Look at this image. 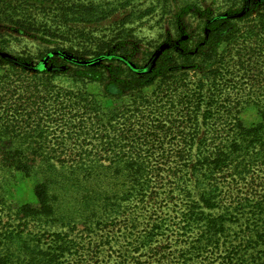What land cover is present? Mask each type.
<instances>
[{
  "label": "trees",
  "instance_id": "1",
  "mask_svg": "<svg viewBox=\"0 0 264 264\" xmlns=\"http://www.w3.org/2000/svg\"><path fill=\"white\" fill-rule=\"evenodd\" d=\"M254 10L249 6L241 17H209L195 48L190 49L187 41L180 39L179 46L172 43L173 48L156 58L154 66L151 62L141 71L129 66L132 56L124 54V49L123 53L108 51L81 64L78 56L77 61L70 59L66 47L57 48L46 58L53 71L29 67V57L0 54V65L30 69L35 75L45 73L48 77L44 80L47 85L42 80L17 84V80H9L11 71L0 74L1 179L6 174L15 177L14 173L40 179L35 186L36 205L11 207L0 193V264H100V257L106 253L108 263L116 255L115 243L102 224L111 219L121 222L118 218L122 215L124 225L119 230L127 234L122 264H134L138 252L157 248L156 236L162 228L172 231L180 242L192 237L189 246L194 252L210 250L217 254L218 258L213 255L210 260L213 264H264V93H241L255 86L260 90L258 82V86H250L248 81L254 68L252 51H264V14L252 21L245 35L239 34L234 22ZM199 59L209 67L219 63L207 78H213L211 89L167 93L166 100L161 97L156 101L168 122L179 123V142L171 148L172 160L157 163L139 156L141 149L123 144L121 139L114 143L117 151L112 149V142L101 151L91 143L68 148L65 142H52L51 137L57 134L66 140L72 135L91 138L93 132H108L105 122L110 119L102 118L101 104L90 100L89 95L82 99L78 93L52 83L54 75L69 71V64L76 68V79L100 82L104 74L98 62L117 63L118 67H111L115 79L107 90L109 96L119 97L131 85L142 89L181 70L182 65L197 69ZM121 66L132 73L129 81L121 78ZM251 103L258 108L260 121L248 127L241 121L240 112ZM171 109L177 112L173 115ZM96 123L101 125L95 127ZM100 152L122 153L123 158L99 159L96 154ZM164 167L170 172L168 176L152 174L153 168ZM163 203L172 217L160 216ZM243 207L248 209L246 217L244 210L238 211ZM148 208L152 214L140 231L137 212ZM230 215L244 222L236 243L226 247Z\"/></svg>",
  "mask_w": 264,
  "mask_h": 264
},
{
  "label": "rangeland",
  "instance_id": "2",
  "mask_svg": "<svg viewBox=\"0 0 264 264\" xmlns=\"http://www.w3.org/2000/svg\"><path fill=\"white\" fill-rule=\"evenodd\" d=\"M257 3L259 6L256 5ZM249 6L255 8L252 14L234 21L240 30L239 34L243 33V35L247 33L248 27H251L252 21L259 20L260 13L264 14V0H0V50L3 51L0 54H5L7 57H29L31 59L29 67L40 69L48 67V70L53 71L51 63H48L46 58L50 51L57 48L66 47L68 51L70 50L72 59L78 60V56L83 61L96 59L108 51L123 53L124 49V54L132 56L129 66L141 71L140 68L148 66L151 62L154 66L156 58H159L165 50L179 46L180 39L187 41L190 49L195 48V44L202 40L205 34V23L209 17H241ZM252 54L251 65L252 68L254 65V68L248 83L250 86L253 84L258 86V82L260 90L257 91L255 86L241 93H264V51L256 50L255 53L252 51ZM246 59L250 60L249 56H246ZM199 62L201 65L197 69L182 65L181 70L164 78H157L142 89L131 85L119 97L109 96L107 90L109 82L115 79L111 77L113 72L111 67H118L117 63L107 60L98 62L104 74L100 82L76 79L73 76L76 68L69 64L67 66L69 71L63 75H54L52 83L78 93L77 96H81L82 99L90 96V100L93 99L101 104L100 109L104 110L100 112L102 118L110 119L109 122H105L108 132L105 130L93 132L91 138L72 135L66 140L57 134L51 137L52 142H65L68 148L91 143L95 145L97 151H101L104 146L107 148V144L112 142V149L117 151L118 148L114 143L121 139L123 144L128 146L135 144L136 150L141 149L138 152L139 156H145L157 163L172 160L171 148L179 142L176 128L179 123L168 122L167 118L160 114L156 101L161 97L166 100L164 96H168L167 93L184 94L194 91L199 93L200 88L211 89L214 84L213 78L209 80L207 78L219 67V63L209 67L205 61L199 59ZM121 69H124L121 74L119 73L121 78L127 77L129 81L132 77L129 74L132 73L125 66H121ZM5 70L12 72L9 80L13 78L17 80L15 82L17 84L21 82L34 84L35 81L41 80L46 84L44 80H47L45 77L48 78L45 73L44 76L35 75L36 73L30 69L22 71L20 68L13 69L12 65L1 64L0 74L5 73ZM116 88L117 86H114L113 90ZM38 90L41 93L42 86ZM179 100L180 104H183V99ZM173 102L177 103V100ZM177 109H171L170 113L174 115ZM240 119L248 127L257 124L260 121L258 108L253 103L246 105L240 112ZM100 125L96 123L95 127ZM107 133L109 136H106ZM121 134H124L122 138H120ZM113 137L115 140H112ZM91 144L89 147L92 146ZM125 149L129 148L125 146ZM113 152H100L96 156L110 157V159L123 158L122 153L113 154ZM69 154H61V157H67ZM130 154L131 152H127V155ZM169 173L165 167L152 169V174L155 175L168 176ZM14 175L15 177L10 174L3 175L2 179L0 176L2 181L0 193L7 204L15 208L24 204L36 205L35 186L40 179L35 175L25 176L22 173H14ZM162 205L160 216L172 217L171 211L164 208L165 203ZM243 208H238V211L244 210L246 217L248 209ZM230 210L232 211L233 208ZM137 214L142 224L139 230L142 231L147 218L152 213L148 208V211L143 209ZM151 217L154 220L156 216ZM233 217L230 215L228 222L229 235L225 239L226 247L230 243H236V238L243 228L244 219L240 218L239 221ZM118 219L121 222L111 219L102 224L103 231L111 234L117 256L114 255V259L111 257L106 263V253L105 257H100V264H122L124 261L122 256L126 251L127 234L123 229L119 230L124 225L123 215ZM162 229L156 236L157 248L138 252L134 264H213L210 262L212 256L218 258L217 254L210 250L194 252L189 246L192 237L187 242H180L173 237L172 231ZM176 248L180 251H175ZM117 253L121 257H118Z\"/></svg>",
  "mask_w": 264,
  "mask_h": 264
},
{
  "label": "water",
  "instance_id": "3",
  "mask_svg": "<svg viewBox=\"0 0 264 264\" xmlns=\"http://www.w3.org/2000/svg\"><path fill=\"white\" fill-rule=\"evenodd\" d=\"M2 56H6L5 54H2ZM70 59H72V58H70ZM77 61V60H76ZM77 62H79V63H81V64H87V63H90V62H88V61H77Z\"/></svg>",
  "mask_w": 264,
  "mask_h": 264
}]
</instances>
